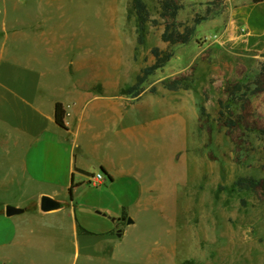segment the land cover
Returning <instances> with one entry per match:
<instances>
[{
	"label": "rangeland",
	"instance_id": "374dc122",
	"mask_svg": "<svg viewBox=\"0 0 264 264\" xmlns=\"http://www.w3.org/2000/svg\"><path fill=\"white\" fill-rule=\"evenodd\" d=\"M213 1L180 0L177 21L182 25H191L207 8L217 13L196 27L188 44L168 46L160 39L161 25H149L144 43H138L127 17L130 0H21L24 20L35 13L45 21L34 24L33 33L54 37L56 64L60 52L96 54L102 76L112 75L117 83L110 93L160 103L136 107L143 112H136L135 120L141 134L136 131L129 141L128 157L143 181L133 188L119 182L112 189L119 201L128 192L125 205L135 217L123 239L97 246L89 256L77 254L74 246L0 249V259L13 260L0 264H264V137L250 132L264 130V92L237 107L243 119L239 131L218 123L227 88L256 73L264 57L242 53L226 41L231 14L244 0H220L217 7ZM145 2L158 20L155 1ZM154 47L172 52L170 61L137 98L120 95L153 63ZM163 82L180 88L169 91ZM95 89L104 93L100 85ZM159 120L160 131L153 130ZM240 177L253 179L257 187L234 194L222 189ZM88 186L79 207L107 194L105 186ZM58 250L64 257L56 255Z\"/></svg>",
	"mask_w": 264,
	"mask_h": 264
},
{
	"label": "crops",
	"instance_id": "0c3cea01",
	"mask_svg": "<svg viewBox=\"0 0 264 264\" xmlns=\"http://www.w3.org/2000/svg\"><path fill=\"white\" fill-rule=\"evenodd\" d=\"M23 10L21 0H0V249L74 246L89 256L97 246L123 239L135 223L125 205L128 192L119 201L112 189L143 181L128 157L129 141L141 134L135 120L143 112L136 107L160 102L110 93L117 83L102 76L96 54L60 52L56 64L54 37L32 31L45 21L35 13L24 20ZM226 41L242 53L264 55V0L242 1L231 14ZM97 85L104 93H97ZM56 103L65 109V128L55 123ZM160 124L154 122L153 130L160 131ZM98 173L106 196L79 207L88 185L97 187L91 178ZM43 197L58 207L41 211ZM8 206L22 211L7 217ZM77 225L90 234H78Z\"/></svg>",
	"mask_w": 264,
	"mask_h": 264
},
{
	"label": "trees",
	"instance_id": "16d2710c",
	"mask_svg": "<svg viewBox=\"0 0 264 264\" xmlns=\"http://www.w3.org/2000/svg\"><path fill=\"white\" fill-rule=\"evenodd\" d=\"M157 19L151 18V11L145 0H130L127 9V17L131 20L134 32L139 44L144 43L147 27L163 26L160 39L168 46L186 45L188 44L195 33L196 27L204 21L212 18L216 13H213L211 8H207L203 16H195L191 25H182L177 21L179 11L182 9L180 0H154ZM263 0H251L253 4L262 2ZM220 0H214L211 4L216 5ZM153 63L143 68L136 76L132 85L122 89L120 95L128 98H137L144 90V84L157 71L162 70L170 61L173 54L169 50H160L157 47L151 49ZM264 57V55H263ZM165 89L169 91L179 90V85L176 82H163ZM264 92V65H261L259 70L251 76H246L242 81L231 84L227 90L226 102L220 104L218 111V123L231 131L232 133L239 131L242 128L243 119L237 116V107L248 104L251 97ZM65 109L61 103H56L54 106L55 123L65 128L64 124ZM258 133L264 137V130L255 129L250 132ZM257 187V183L251 178L240 177L236 179L230 186L222 189L229 194L251 192ZM71 192V190H70ZM78 234L90 233L77 225ZM182 264H194L191 261H186Z\"/></svg>",
	"mask_w": 264,
	"mask_h": 264
},
{
	"label": "water",
	"instance_id": "95a60500",
	"mask_svg": "<svg viewBox=\"0 0 264 264\" xmlns=\"http://www.w3.org/2000/svg\"><path fill=\"white\" fill-rule=\"evenodd\" d=\"M57 207H58V205L54 201H52L51 199H49L47 197H43L41 199V202H40V210L41 211L47 212V211L56 209ZM21 211L22 210H20V209L8 206L5 208V215L7 217H11V216H14V215L21 213ZM127 224H132V220L128 219Z\"/></svg>",
	"mask_w": 264,
	"mask_h": 264
},
{
	"label": "built area",
	"instance_id": "2783aa9c",
	"mask_svg": "<svg viewBox=\"0 0 264 264\" xmlns=\"http://www.w3.org/2000/svg\"><path fill=\"white\" fill-rule=\"evenodd\" d=\"M92 182L94 183L95 186H99L102 184V181H103V177H102V174L101 173H98L96 175H94L92 178H91Z\"/></svg>",
	"mask_w": 264,
	"mask_h": 264
}]
</instances>
